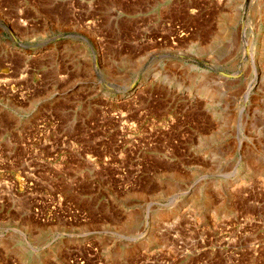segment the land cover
<instances>
[{
	"label": "rangeland",
	"instance_id": "1",
	"mask_svg": "<svg viewBox=\"0 0 264 264\" xmlns=\"http://www.w3.org/2000/svg\"><path fill=\"white\" fill-rule=\"evenodd\" d=\"M81 262L264 264V0H0V264Z\"/></svg>",
	"mask_w": 264,
	"mask_h": 264
},
{
	"label": "bare ground",
	"instance_id": "2",
	"mask_svg": "<svg viewBox=\"0 0 264 264\" xmlns=\"http://www.w3.org/2000/svg\"><path fill=\"white\" fill-rule=\"evenodd\" d=\"M2 73L5 74V73H6V70H4ZM127 94H128V93H127Z\"/></svg>",
	"mask_w": 264,
	"mask_h": 264
},
{
	"label": "built area",
	"instance_id": "3",
	"mask_svg": "<svg viewBox=\"0 0 264 264\" xmlns=\"http://www.w3.org/2000/svg\"><path fill=\"white\" fill-rule=\"evenodd\" d=\"M83 262H81V264H82Z\"/></svg>",
	"mask_w": 264,
	"mask_h": 264
}]
</instances>
